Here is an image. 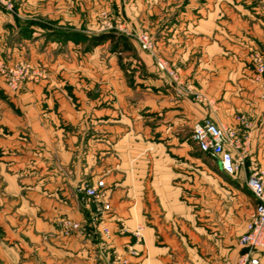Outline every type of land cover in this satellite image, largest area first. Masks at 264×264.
<instances>
[{
	"label": "crops",
	"instance_id": "obj_1",
	"mask_svg": "<svg viewBox=\"0 0 264 264\" xmlns=\"http://www.w3.org/2000/svg\"><path fill=\"white\" fill-rule=\"evenodd\" d=\"M2 18L12 15L0 11ZM224 30L174 32L162 54L179 83L142 51L128 75L102 73L96 96L103 100L92 109H0V264H124L116 256L126 264H237L252 197L238 173L225 175L190 138L214 111L221 125L222 113H255L252 73L227 57L243 49ZM246 135L245 157L259 160L252 132ZM99 179L112 211L106 245L88 232L59 235L58 219L85 220L76 188Z\"/></svg>",
	"mask_w": 264,
	"mask_h": 264
},
{
	"label": "rangeland",
	"instance_id": "obj_2",
	"mask_svg": "<svg viewBox=\"0 0 264 264\" xmlns=\"http://www.w3.org/2000/svg\"><path fill=\"white\" fill-rule=\"evenodd\" d=\"M13 8L7 12L11 19H0V109H92L103 100L96 96V85L101 87L106 79L102 73H113L112 68L116 74L135 71L133 57L142 51L150 61L162 60L168 68L165 56L169 54L162 53H169L174 32L182 34L188 27L203 25L215 31L225 29L228 43L243 49L241 55L228 50L227 57L243 61L257 93L252 103L255 113L234 109L221 117L227 127L236 122L242 142H247L246 131H251L255 152L261 151L259 160L244 156L237 172L243 190L250 193L249 175L264 171V0H13ZM0 11L6 12L2 7ZM20 12L23 18H17ZM12 24L21 30L14 32ZM101 35L107 39L94 45ZM140 37L148 38L151 53L141 47ZM213 113L219 116L218 111ZM27 137L25 130L20 133V138ZM38 152L35 161L41 160ZM196 173L198 182L202 181V174ZM250 196L255 209L256 201ZM84 208L83 233L106 245L103 239L107 238L90 222V212ZM60 219L55 223L59 235Z\"/></svg>",
	"mask_w": 264,
	"mask_h": 264
},
{
	"label": "built area",
	"instance_id": "obj_3",
	"mask_svg": "<svg viewBox=\"0 0 264 264\" xmlns=\"http://www.w3.org/2000/svg\"><path fill=\"white\" fill-rule=\"evenodd\" d=\"M0 7L6 12L12 13L13 0H0ZM141 47L151 53L152 46L147 37H140ZM162 69L170 75L176 83L179 78L175 70H169L163 63ZM263 68L259 69L262 72ZM242 130L239 127H227L209 119H204L196 123L192 129L191 141L196 149L206 157L215 161L220 170L228 176H235L243 164L245 150L244 141H240L239 135ZM246 186L256 201V207L250 220L246 224L245 232L240 236L238 244L243 252L238 257L237 264H260L259 255L264 252V171H253L247 181ZM79 202L88 208L90 212V222L98 228L103 237H109V228L105 225V218L110 214V204L108 194L103 180L93 183L84 182L76 188ZM59 233L62 237H69L74 234L83 233V225L69 218L59 220ZM141 228H138L134 235L140 236ZM129 253H137L129 249ZM126 264V259L116 256Z\"/></svg>",
	"mask_w": 264,
	"mask_h": 264
},
{
	"label": "trees",
	"instance_id": "obj_4",
	"mask_svg": "<svg viewBox=\"0 0 264 264\" xmlns=\"http://www.w3.org/2000/svg\"><path fill=\"white\" fill-rule=\"evenodd\" d=\"M107 38H106V36H99L97 39H96V42H95V44L94 45H96V44H99L100 42H103L104 40H106Z\"/></svg>",
	"mask_w": 264,
	"mask_h": 264
}]
</instances>
